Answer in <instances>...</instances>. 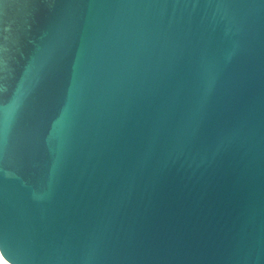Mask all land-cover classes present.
I'll return each mask as SVG.
<instances>
[{"label": "water", "instance_id": "1", "mask_svg": "<svg viewBox=\"0 0 264 264\" xmlns=\"http://www.w3.org/2000/svg\"><path fill=\"white\" fill-rule=\"evenodd\" d=\"M0 250L264 264V0H0Z\"/></svg>", "mask_w": 264, "mask_h": 264}, {"label": "bare ground", "instance_id": "2", "mask_svg": "<svg viewBox=\"0 0 264 264\" xmlns=\"http://www.w3.org/2000/svg\"><path fill=\"white\" fill-rule=\"evenodd\" d=\"M0 264H13L11 261H9L1 252L0 250Z\"/></svg>", "mask_w": 264, "mask_h": 264}]
</instances>
